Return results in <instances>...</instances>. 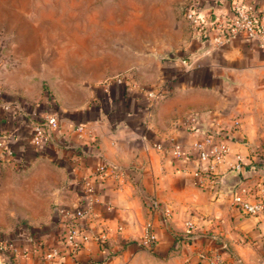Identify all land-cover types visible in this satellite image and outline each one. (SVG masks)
<instances>
[{
  "label": "crops",
  "instance_id": "crops-1",
  "mask_svg": "<svg viewBox=\"0 0 264 264\" xmlns=\"http://www.w3.org/2000/svg\"><path fill=\"white\" fill-rule=\"evenodd\" d=\"M233 1L204 0L202 8L212 22L229 15ZM246 1L264 9V0ZM199 39H187L184 49L159 58L143 57L137 80H105L55 62L48 69L22 51L21 40L3 47L0 135L14 150L17 165L49 186L48 198L59 206L74 209L82 196L92 202L93 214L83 220L91 237L58 264H210L214 253L226 264H264V223L233 202L229 164L207 181L201 177L205 163L192 146L211 127L230 131V161L241 152L242 180L251 186V198L264 192V161L259 160L264 84H257L258 74L264 75V51L245 34L202 52L205 40ZM186 52L197 53L190 65L183 61ZM151 90L160 94L157 101L148 95ZM52 110L60 117L55 141H33L34 123ZM193 113L196 122L187 119ZM67 142L81 149L79 163ZM175 143L183 146L181 156L173 151ZM102 164L117 176L99 177ZM147 195L161 200L162 211H149ZM148 220L158 236L153 247L140 243ZM188 220L195 223L191 232ZM102 230L106 245L97 238ZM51 241L61 245L63 238Z\"/></svg>",
  "mask_w": 264,
  "mask_h": 264
},
{
  "label": "rangeland",
  "instance_id": "rangeland-1",
  "mask_svg": "<svg viewBox=\"0 0 264 264\" xmlns=\"http://www.w3.org/2000/svg\"><path fill=\"white\" fill-rule=\"evenodd\" d=\"M187 1L0 0V55L6 44L21 40L22 51L48 69L55 62L105 80H137L143 57L184 49L187 39H207L183 22ZM184 54L190 65L194 56ZM257 77L262 87L264 75ZM46 187L24 167L0 157V214L7 215L0 216V239L16 241L13 264H52L45 254L58 244L51 238L62 239L67 232L64 206L48 198L53 191Z\"/></svg>",
  "mask_w": 264,
  "mask_h": 264
},
{
  "label": "built area",
  "instance_id": "built-area-1",
  "mask_svg": "<svg viewBox=\"0 0 264 264\" xmlns=\"http://www.w3.org/2000/svg\"><path fill=\"white\" fill-rule=\"evenodd\" d=\"M204 0H188L185 5L184 16L192 25L194 31L203 32L210 39V44L217 47L224 43L228 38H235L240 34H245L250 40L257 41L261 49L264 51V9L258 8L256 5L246 0H234L232 3V11L229 15L221 14L211 22L210 14L205 13L202 8ZM210 28V29H209ZM187 63V59H183ZM1 87V85H0ZM148 95L154 101L160 98V94L151 90ZM196 114H190L187 119L190 122H196ZM60 125V117L57 111L48 112L40 121L34 123L32 139L35 142L45 141L47 143L54 142L56 139V131ZM234 129L239 128V121L234 124ZM79 132L85 131V126L80 124L77 126ZM231 132L222 128H209L204 136L195 140L192 144L193 149L198 158L205 163L202 171V178L207 181H213L219 166L224 163L229 164V169L242 173L245 171L244 155L236 152L231 162L229 159L231 153ZM67 147L72 151L73 161L79 163L81 157V149L72 142L66 143ZM161 146V144H158ZM175 155L183 154V146L181 143H175L173 147ZM262 152V151H261ZM259 157L260 161H264V145L263 152ZM263 154V156H262ZM0 157L18 164V158L15 152L10 148L5 139L0 135ZM118 172L111 168L108 164H102L97 168V175L105 178L109 175L117 176ZM251 186L242 179L235 185L232 190L233 202L246 214L256 215L264 223V192H261L255 198H251ZM146 202L149 211L157 213L162 211L163 205L161 200L155 195H147ZM61 215L67 222V232L63 237V243L54 246L45 254L47 260L52 264H58L60 257L66 253H76L91 237L84 227V219H88L93 214L91 200L83 196L77 201L74 209L67 207L61 208ZM195 227L193 220L187 221V232H191ZM97 238L100 242L107 239V233L102 230L98 233ZM158 242V236L154 229L152 220L145 223L140 243L147 247H153ZM41 246H35V251H41ZM18 246L13 239H0V264H8L5 255L7 253L15 254ZM210 264H226L224 257L220 253H214L210 257Z\"/></svg>",
  "mask_w": 264,
  "mask_h": 264
},
{
  "label": "water",
  "instance_id": "water-1",
  "mask_svg": "<svg viewBox=\"0 0 264 264\" xmlns=\"http://www.w3.org/2000/svg\"><path fill=\"white\" fill-rule=\"evenodd\" d=\"M209 47H210V39L207 38L204 41V47L199 52L205 51ZM196 54L197 53H193L191 57L195 56ZM231 173L234 174V181H231L230 182V188H231V190H233V188L235 187V185L241 181L242 176H241V174L239 172H236L234 170H231Z\"/></svg>",
  "mask_w": 264,
  "mask_h": 264
},
{
  "label": "trees",
  "instance_id": "trees-1",
  "mask_svg": "<svg viewBox=\"0 0 264 264\" xmlns=\"http://www.w3.org/2000/svg\"><path fill=\"white\" fill-rule=\"evenodd\" d=\"M102 244L106 245V240L102 241ZM5 258H6L7 262H8V264H13L12 263V260L14 259V254L13 253H7V255H5ZM82 264H85V263H82Z\"/></svg>",
  "mask_w": 264,
  "mask_h": 264
}]
</instances>
